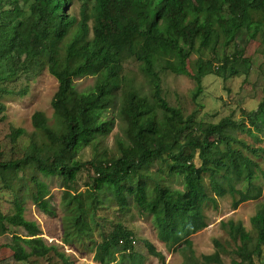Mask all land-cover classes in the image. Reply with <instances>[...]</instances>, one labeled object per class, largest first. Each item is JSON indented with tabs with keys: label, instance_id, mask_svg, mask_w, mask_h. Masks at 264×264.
Wrapping results in <instances>:
<instances>
[{
	"label": "trees",
	"instance_id": "16d2710c",
	"mask_svg": "<svg viewBox=\"0 0 264 264\" xmlns=\"http://www.w3.org/2000/svg\"><path fill=\"white\" fill-rule=\"evenodd\" d=\"M98 1L103 28H94L92 37L88 38L84 7L78 21L69 13L60 14L70 7L72 0H0V31H5L3 39L0 38V48L5 45L0 56L24 55L28 60L46 56L47 70L58 83L51 107L59 123V128L53 129L41 112L31 115L33 127L56 145L50 156L25 155L4 160L0 148L3 186L11 188L8 175L21 170L26 160L35 161L43 175H58L66 185L61 195L68 212L64 217L63 243L69 244L87 235L88 216L98 208L97 193L108 191L121 209L132 201L141 215L150 216L156 236L166 249L179 251L184 256L181 264H224L223 244L214 239V251L201 254L197 260L190 236L207 226L204 207L211 204L215 208L217 197L229 195L232 208L261 197L263 184L255 179L259 171L264 183V170L259 169L252 155L264 157V147L250 145L237 132L244 119H248L252 126L245 133L260 140L254 129L264 131V89L257 108L242 109L239 119L224 116L217 122H196L193 114L183 116L179 108L170 106L161 95L158 68L190 77L194 82L193 101L202 93V78L206 75L213 74L223 80L246 75L249 59L243 57L242 51L227 53L225 49L241 32L247 39H256L264 45V0ZM23 3L30 5V16L27 27L21 31L23 22L17 16L24 11L21 10ZM74 23L72 40L62 56L57 42ZM219 46L224 50L221 57H203V50H215ZM193 52L198 56L190 72L187 61ZM128 57L141 62L143 73L151 82L150 96L123 89L118 114L126 122L129 142H119L121 155L118 157L106 162L90 161L94 172L92 183L83 191H73L70 183L85 163L71 159L70 152L80 144L90 143L97 134L106 135L111 131L112 121L103 119L102 115L115 103L116 92L123 86L121 61ZM86 75H95L96 80L88 91L78 92L73 78ZM26 91L27 87L19 93ZM157 109L161 113L159 118ZM22 133V128H12L10 137L15 140ZM32 146L37 149L35 144ZM195 158L200 162L198 165ZM156 159L165 163L169 175L182 177L181 189L163 186L154 180L149 192L144 183L149 174L142 170ZM204 176L208 178V186ZM130 180H133L131 185ZM32 182L34 202L44 207L46 185L36 177ZM240 182L241 187H237ZM23 209L22 203L16 200L11 213L0 210V235L11 226L26 231V236L12 235L14 242L7 245L13 259L24 262L30 257H45L52 251L63 264H73L55 245L46 244L38 236V225L23 217ZM250 223L255 230L254 237L240 221L221 222L236 244L232 253L239 261L233 259L232 264H253L255 256L264 255V202L250 217ZM132 240V232L117 223L96 244L93 260L99 264H115V252L119 251L122 257L130 253ZM145 246L150 255L163 259V254L151 242L145 241ZM129 257L136 262L132 253Z\"/></svg>",
	"mask_w": 264,
	"mask_h": 264
},
{
	"label": "rangeland",
	"instance_id": "374dc122",
	"mask_svg": "<svg viewBox=\"0 0 264 264\" xmlns=\"http://www.w3.org/2000/svg\"><path fill=\"white\" fill-rule=\"evenodd\" d=\"M30 5L22 4L21 15L17 16L23 23L21 31L27 27V18L30 16ZM84 7L87 15V37L91 38L94 28L100 27L102 9L98 0H72L70 7L61 13L74 15L78 20L81 19V9ZM10 19L11 16L9 15ZM8 19V18H7ZM74 23L67 34L57 42L59 53L65 55L67 44L72 40ZM5 31H0V38L3 39ZM228 47L225 52L232 53L236 50L243 52V57L249 59L248 72L246 75L231 77L227 80L209 74L202 78V93L196 101L191 99V91L194 87L193 80L185 75H174L168 71L158 68L160 76L161 95L170 106L181 110L183 116L193 114L196 122H217L224 116H232L235 119L241 117V110L245 111L256 109L263 96L264 89V45L258 40L247 39L241 32ZM5 45H1L0 55ZM224 50L221 46L215 50H203V57H221ZM3 54V53H2ZM198 56L193 52L188 59V70L193 72V63ZM46 56L28 60L21 55L13 57L0 56V148L1 159L11 160L23 158L25 155L40 156L45 158L50 156L55 144L52 143L45 133L36 130L31 122V115L35 111L41 112L47 120V125L53 129L59 128L57 118L53 114L51 99L57 90L58 83L56 78L47 70L45 63ZM121 82L122 88L116 92L115 103L107 109L102 118L111 120V131L106 135L97 134L88 144H80L70 152L73 160L82 161L85 166L76 173L75 180L70 183L73 191H83L92 183L94 177L90 161L106 162L109 158L121 155L119 142L128 143L126 135V122L119 116L118 108L122 101L124 90H136L141 95L150 96L151 82L143 73L141 62L133 57L125 58L121 61ZM96 80L95 75H86L73 78L74 87L78 92L88 91ZM27 87L23 94L19 92ZM160 111L156 110V116L160 117ZM250 121L244 119L241 129L237 135L240 139L253 146L264 147V131L254 129V133L260 138L256 141L249 137L245 130L251 127ZM22 128L23 133L15 140L10 137L12 128ZM36 145V148L32 146ZM236 145V144H235ZM237 146V145H236ZM239 146V145H238ZM241 148V147H240ZM39 149V150H38ZM245 150V149H243ZM246 151V150H245ZM253 159L259 164V169L264 170V157L252 155ZM50 158L47 159V162ZM195 163L200 162L195 158ZM142 172L148 173L149 178L144 179V183L151 192L154 180L159 181L163 186L170 188H182V177L169 175L165 163L156 159L150 166ZM256 182L263 184V193L260 198L240 203L236 208L231 206V197H217V206L211 204L204 207L207 226L190 236L194 256L197 260L201 254H210L214 251L213 240H218L225 246V251H221V259L224 264H232L231 261L239 259L232 253L235 243L230 239L227 229L221 222L233 220L242 222L246 231L252 237L255 230L250 223V217L260 208L264 202V183L257 172ZM36 177L45 183L47 194L44 199L46 205L41 207L34 202L33 192L35 191L32 178ZM11 188L3 186L0 176V210L4 214L13 211L14 202L19 200L23 206V217L28 221L38 225L40 233L38 236L43 238L46 244H53L59 252H62L73 264H99L93 260L95 246L107 236L117 223L132 232V253L134 260L126 253L124 257L119 251L113 255V263L136 264H181L185 258L179 251H168L163 242L156 236V229L150 216L141 215L136 206L130 201L126 207H118L115 199L108 191L97 193L99 198L98 208L94 213H90L88 221L90 231L81 240H76L69 244L62 242L64 232V217L68 213L61 202V195L66 185L58 175H43L37 170L35 161L26 160L22 169L16 173L9 174ZM205 185L208 186V178L204 176ZM133 180L128 181L131 185ZM242 183H237L241 187ZM72 231L70 232V234ZM26 236V231L22 227H9L8 231L0 235V264H63L61 258L49 252L45 257H30L27 261L17 262L13 259L9 244H13L12 235ZM145 241L151 242L157 251L163 254V259L156 258L148 253ZM121 249V248H119ZM111 264V263H110ZM247 264V263H241ZM253 264H264V255L253 258Z\"/></svg>",
	"mask_w": 264,
	"mask_h": 264
}]
</instances>
